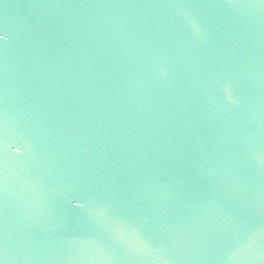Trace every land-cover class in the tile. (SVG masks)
Returning a JSON list of instances; mask_svg holds the SVG:
<instances>
[{
  "label": "water",
  "instance_id": "1",
  "mask_svg": "<svg viewBox=\"0 0 264 264\" xmlns=\"http://www.w3.org/2000/svg\"><path fill=\"white\" fill-rule=\"evenodd\" d=\"M0 264H264V0H0Z\"/></svg>",
  "mask_w": 264,
  "mask_h": 264
},
{
  "label": "snow or ice",
  "instance_id": "2",
  "mask_svg": "<svg viewBox=\"0 0 264 264\" xmlns=\"http://www.w3.org/2000/svg\"><path fill=\"white\" fill-rule=\"evenodd\" d=\"M79 205H80L81 207H83V204H82V203H79Z\"/></svg>",
  "mask_w": 264,
  "mask_h": 264
}]
</instances>
